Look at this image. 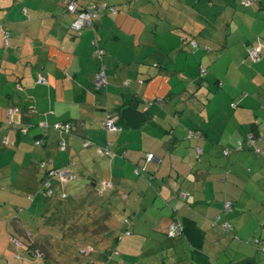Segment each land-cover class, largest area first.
Returning a JSON list of instances; mask_svg holds the SVG:
<instances>
[{"label": "crops", "instance_id": "0c3cea01", "mask_svg": "<svg viewBox=\"0 0 264 264\" xmlns=\"http://www.w3.org/2000/svg\"><path fill=\"white\" fill-rule=\"evenodd\" d=\"M98 1L117 10L102 11L93 27L77 34L72 29L75 16L63 0H0V25L10 32V44L4 47L0 29V237L12 247L10 264H56L64 260H59V250L74 254L75 247L61 243L65 236L67 242L79 238L82 227L73 218L61 217L59 227L51 230L52 222L45 219L49 209L64 212L69 207L46 200L42 187L44 168L68 166L70 161L84 187L106 179L115 184L112 196L102 203L100 218L106 223L94 234L109 247L108 238L132 217L137 236L132 232L119 246L125 258L132 247L143 251L151 246L174 264H219L226 239L234 234L240 242L254 238L264 243V54L252 72L241 70L248 67V50L258 44L263 48L264 0H250V5L243 0L79 3L85 7ZM95 41L105 50L102 62L109 80L100 90ZM237 48L241 52L235 53ZM220 62L225 69L216 72ZM244 76L251 91L242 88ZM126 106L145 112L146 121L135 128L118 120L116 131L103 129L108 113L120 114ZM45 122H70L73 128L69 134L44 132L39 125ZM190 130L204 136L191 138ZM250 136L255 143H248ZM37 139L44 143L37 144ZM86 140L95 144L84 147ZM96 145H110L114 154L101 156ZM199 146L202 153L196 157ZM225 148L234 157L224 166L219 155ZM152 153L155 160L147 162ZM141 165L154 176L151 181L136 175ZM181 191L190 192L189 197H181ZM224 200L234 203V233L215 226ZM27 208L38 216L22 219ZM175 215L187 229L172 239L167 232ZM40 218L47 220L42 231L37 227ZM107 222L119 227L113 230ZM24 232L33 239L47 238V247L53 249L46 254L48 260H36L24 246L13 247L14 237L27 242ZM158 240L164 244L156 245ZM179 244L189 254L176 250ZM252 254L243 261L251 264Z\"/></svg>", "mask_w": 264, "mask_h": 264}, {"label": "trees", "instance_id": "16d2710c", "mask_svg": "<svg viewBox=\"0 0 264 264\" xmlns=\"http://www.w3.org/2000/svg\"><path fill=\"white\" fill-rule=\"evenodd\" d=\"M102 3L103 4L106 3V6H105L104 9L101 10V12L104 11V10H107V9H109V10L112 9L113 10V8H115V11L117 10V8L114 5L109 4L107 1H98V3L87 4V6L92 5V4L98 5V4H102ZM63 4L65 5V9H67V12L69 14H72V15L75 16V18H74V20L72 22V25L75 22L78 13L87 9V6L80 7L79 0H78V7H77L78 10L75 11V13L71 12L68 9L67 0H63ZM23 11L28 16V11H26V9H24ZM101 12H100L99 16L101 15ZM0 29L2 31L4 47L9 46V44H10V32L6 28L4 29L2 25H0ZM83 31H82V33H83ZM77 34H79V33H77ZM6 38H7V42H6ZM98 44H99V46H101L100 43H98ZM248 57H249V50H248ZM102 60H103V58L100 60V62H101V64H104L102 62ZM101 64H100V66H101ZM204 69H205V72L201 73L203 76H205L206 73H207V70H206L205 67H204ZM105 72H106V68H105ZM106 78H107V75H106ZM108 82H109V80H108ZM127 84H129V82H127ZM107 85H108V83H107ZM217 85H218V87L221 86L220 82H218ZM103 87H105V86H103ZM97 90H100V89H97ZM234 105H235V103H234ZM109 114H111V113H108V115ZM107 116L103 120H105L107 118ZM121 121H125L122 118V116L119 119V125H120ZM65 123H67V122H65ZM102 127H103V125H102ZM103 129H105V128H103ZM71 131H72V129H71ZM189 133H190L189 137H191V138H195V137H198V136H200V137L204 136V134H202L201 132H197V131H194V130H190ZM43 134H44V132H43ZM250 137L247 139V141H248V143L251 144ZM254 139L256 140V138H254ZM261 139H263V137ZM255 140H254V142H255ZM37 141H41L42 142L40 145H42L44 143V141L42 139H37ZM91 143L92 144H90L89 146H92L93 144H95L92 141H91ZM240 144H241V142H240ZM89 146H84V147H89ZM98 147H101L103 149H105V148L109 149L110 150V154H106V153L105 154H100L99 151H98ZM199 147L203 148L201 146H199ZM199 147L196 148V157L198 155L197 154V150L199 149ZM96 149H97L99 155H101V156H105V155H109L110 156V155L114 154L113 150L110 148V145L109 146H104V147L96 145ZM225 151H228V152L225 153ZM224 153L225 154H229L230 150L228 148H225L224 149ZM199 159L200 158L198 157V160ZM70 163H72V162L70 161ZM70 163H69V165H70ZM43 164H45V166H43ZM43 164H42L43 167H47V165H48V163H44V162H43ZM74 164H75V162H74ZM71 165H73V164H71ZM143 166L144 165L136 167V169L134 170L136 175H140V176L143 175V174L147 175V177L151 181V179H153L154 176L148 170H144ZM58 167L59 168H63L65 166H63V167L62 166H58ZM58 167H47V168H44V169H46V171L44 173V178L42 179V187L44 189L46 200L49 199L50 202L54 203V204H56V203L60 204L61 203L62 205L60 207H62V206L65 207V208L69 207L68 208L69 210L63 212L62 210H60V211H56L55 210L54 211V210L49 209L50 210L49 214H47L46 215L47 217H45V219L48 218V219H50L49 221L52 222V223H49L50 224L49 228L52 230V229H55V227H59V226H57V225H59V220L58 219H61V217L62 218H69V219L73 218L75 220V224L77 223L76 227L77 228H80V226L82 227L81 228V232H82L81 235H82V237L86 236L84 238V241H86V240L89 241L92 236L95 237V238L91 239L93 244L90 243L91 245L85 246V248H80V251L78 252L79 254L86 256V254L87 255H93V254H95V253L97 254V252H99L98 254L103 256V259L105 258L106 261L114 260L115 256H118L119 258H115V261L118 262L119 264H123V261L126 258H125V255H124L123 252H122V254L124 255V257H121L122 256V254H121L122 248L119 249V246L123 243V241H126V238L128 239V236L132 235V231L130 230V227H131V225L133 223V218L132 217L130 218V216H129V217H126V219H124L122 221V225L125 224V226H124V228L120 227V230H117L116 234L115 235L113 234L114 236H112V238H108L111 241L110 242L111 244L109 245V247H106V246L103 247V245L105 244V239H103V237H99L98 235L95 236V234H94L95 233L94 229L97 230V228L102 223H106V221H102V219L100 218L101 210L103 209L102 203L107 202L109 197L112 196L111 194L114 191L115 184H113V182L111 180H107V179L106 180H98V181H96L94 183L93 182L90 183L89 184L90 187H87V188L84 187V190L79 192L77 194V197H74V196H72L73 194H70V192H68L66 187L78 179L77 175L72 172L75 175V177L73 179H71V181H69V182L62 181L60 176L51 177V176L48 175L50 169L58 168ZM47 182H49V184H47ZM103 182H108L109 184L107 186H105L103 184ZM59 186L62 187V190L60 191V193L57 194L56 189H58ZM183 192H185V191L179 192L181 197H183L182 196ZM186 193H187L186 197H183V198L189 197L190 192L189 193L186 192ZM84 201H86V203ZM84 205L86 207H88L87 211L88 210L89 211H88V214L82 216L83 214H82V212H79V210H80L79 208L80 207H84ZM233 205H234V203H233ZM233 208H234V206H232L231 210H228L226 212H230L231 213L233 211ZM220 216H221V218L219 217L220 219L217 218V219L214 220V222L216 223L215 226H217V225L220 226V228L223 231H225V232L226 231L233 232L234 231V226H232L229 217H228V219L227 218L224 219L222 215H220ZM45 221L47 222V220H45ZM225 222L229 223V227L225 228L223 226V224ZM107 224H108V222H107ZM171 225H175L177 227V229H178L175 234H169V231L167 232L168 237H170L172 239L178 238L180 235L185 233V231L187 229V228H185V225H184L183 221L180 220L179 216H176V215L173 217ZM108 226H112L111 229L113 228V230H115V229H117V227H119V223L118 222L111 223V224H108ZM16 230H18V231L20 230L18 228V226H17ZM23 235H25L24 240L27 241V242L25 244L21 242L22 246H24L26 248V251L28 250L30 252V254H32L36 260H39V258L48 260V258H50V257H48L50 255L46 256V254H52L50 248L47 247V244L45 243L46 242L45 240H47V238L42 239V237H41L42 240H40V237H38V239H33L31 237V235L28 234L27 232L26 233L24 232ZM14 239L19 240L18 237H14ZM96 239L98 241H95ZM95 242H97V245L95 244ZM257 243L259 244L260 240H258ZM163 244H164V241H162V240H158L156 242V245H163ZM146 248L151 249V246L150 247H146ZM263 250H264V248L261 250V252L264 255V251ZM32 255H31V257H32ZM128 257L130 258L132 256L129 255V256H127V258Z\"/></svg>", "mask_w": 264, "mask_h": 264}, {"label": "rangeland", "instance_id": "374dc122", "mask_svg": "<svg viewBox=\"0 0 264 264\" xmlns=\"http://www.w3.org/2000/svg\"><path fill=\"white\" fill-rule=\"evenodd\" d=\"M7 1L13 2V3L15 2V0H7ZM232 36L233 35H230L229 37L232 38ZM242 36H243V33H240V37H242ZM262 37L263 38L261 40L264 43V36H262ZM237 41H238V38L233 36V41L232 42L237 43ZM263 48H264V44H263ZM237 52L238 53L241 52V49L237 48V50H235V53H237ZM263 54H264V50H263ZM228 55L230 56L231 53L228 54ZM248 58H249L248 59L249 60L248 67H246L245 65H243L241 67V70L244 69L243 71L245 73L252 72L253 68H251V66H253L255 63H257L255 61L253 62V60H251L250 57H248ZM224 69L225 68L223 67V63H221V62L219 63V65L215 66V68H214V70L216 72L222 71ZM247 79H248V76H244L243 77L242 88L246 86V87H249L248 91H251L250 90L251 88H250V85H249L251 82H247L246 83L245 81ZM219 156H220L219 159H221L222 161L224 160V166L229 163L228 162L229 158L234 157L233 154L231 156H229V154L228 155L221 154ZM82 179H83V177L80 176L76 181H74L73 183H71L70 185H68L66 187L68 192H70V194H73L72 196L77 197V194L84 190V186H83V182L84 181H82ZM1 184L3 185L4 182L1 183ZM263 184H264V182H263ZM60 189H61L60 187L58 189H56L57 194L59 193ZM226 201H228V200L220 201V203L223 204L222 207H221L222 209H220V214L223 216L224 219L225 218L228 219V217H229L230 222H231V220H232L231 219V215H234V214H233V212H231V213L230 212H226L227 211V209L225 208ZM84 202L86 203V201H84ZM13 206H11V207H13ZM87 208L88 207H86L85 205H84V207H80L79 208L80 209L79 212H82V214H83L82 216L88 214L89 210L87 211ZM28 215H30L32 217L35 214L31 213L29 211V209L27 208L26 209V213L22 214L21 217H22V219H25V218L28 217ZM37 216L35 215L34 217H37ZM30 222H33V221L30 220ZM39 222L40 223H39V225L37 227H41V231H42L44 229V225L46 224L45 219L44 218H40ZM139 223L141 224L140 221H139ZM25 227L29 229V225L26 222H25ZM67 227H68V225L66 226V228ZM170 227H171V223H170V225L168 227L169 228V230H168L169 234H171V230H170L171 228ZM130 230L132 232L135 231L134 227L132 225H131ZM135 233H136V231H135ZM138 233H140V231H138ZM230 233H232V232H230ZM233 233H234V231H233ZM133 234H134V232H133ZM255 234L257 236L260 235V233H258V232L255 233ZM98 236L100 237V235H98ZM134 236H137V235L134 234ZM145 236L149 237L150 235H146L145 234ZM67 237L65 236V239H64L65 242L62 241L61 245L64 244L66 246H70L71 249L75 247L74 254H67L65 252V250H62V251L59 250V254H60L59 255V257H60L59 260H62V257L64 258V260L62 262L56 263V264H116L115 258H119L118 256H115L114 260L106 261V259L105 258L103 259V257L100 254H98V253L97 254L95 253L93 255H87L86 254V256L85 255H81V254L78 253L80 251V248H85V246L91 245L90 244V243H92L91 239L94 238V237L92 236L89 241L88 240L84 241V238L86 236L82 237V235H80L79 238H75L71 242H67ZM128 237H131V236H128ZM226 237H229V234H226ZM234 237L235 238H230L228 240L226 239L227 243H226V246L224 247V249H225L224 253L225 254L220 256V258L218 259L219 264H227L228 260L231 261L230 263H234V264H236V263L233 262V261H239V260H241V261L239 263H237V264H247V261H243V258H244V256L246 254L250 255L252 253H253L252 254V258L249 259L250 263L252 262L251 264H264V255L261 252V250L263 249L262 245L264 244L262 241H261V245H260V243L259 244L257 243L258 239L251 238L250 241L244 240L243 242H240L241 241L240 235L237 236V235L234 234ZM95 241H98V240L96 239ZM12 244H13V247H15L17 249L19 247H21V245H19L16 242V239L12 240ZM95 244L97 245V242H95ZM109 244H111V243H109ZM175 248H176V250L181 251L182 254L185 253L184 255L189 254V252L185 250L186 247H185L184 244H179V246H175ZM175 248H172V249H175ZM50 250H53V249L50 248ZM142 252H144V253H142ZM169 252H171V251L169 250ZM130 253H131L132 257H130V258L126 257V259H124V261H123V264H125L126 262H128V264H157V263L163 264V262H166V264H174V263L171 262L172 258L169 255L165 256V254L163 252H161V251H157L156 252V250H150L149 248H145L143 251H141V249H137L135 247H132ZM11 255H12V247H11V245L8 247L7 243L5 241V237L1 236L0 237V264H10ZM8 256H10V257H8ZM193 256H194V254H193ZM19 258H20V256H19ZM23 258L26 260V261L24 260L25 262L28 261V259H26L24 256H23ZM151 258L155 259L157 261H154ZM195 259L198 261L197 257ZM190 261H192V260H190ZM214 263L215 262H213L211 264H214ZM13 264H15V263H13ZM176 264H187V263H185L184 261L183 262L180 261V262H178ZM215 264H218V263H215Z\"/></svg>", "mask_w": 264, "mask_h": 264}, {"label": "built area", "instance_id": "2783aa9c", "mask_svg": "<svg viewBox=\"0 0 264 264\" xmlns=\"http://www.w3.org/2000/svg\"><path fill=\"white\" fill-rule=\"evenodd\" d=\"M244 4L246 5H250L251 4V1L250 0H243ZM67 6H68V9L75 13V11H77V7H78V0H67ZM106 6V3H102V4H92V5H89L87 6V9L86 10H83L81 12L78 13L77 17H76V20L75 22L73 23L72 25V28L75 32L81 34L82 31L89 26L93 27V23H94V18H97L101 12L102 9H104ZM113 11H115V8H113ZM6 42H7V38H6ZM94 46H95V49H94V54L97 56V58H99L100 60L103 58V54L105 52L104 48L99 46V44L95 41L94 42ZM263 48L261 47V45H254L253 47H251L249 49V57L251 60H253V62H257V61H260V59L262 58L263 56ZM105 68L106 66L104 64H101L100 66V69L96 75V88L97 89H100L102 88L103 86H106L107 83H108V79L106 78V72H105ZM202 72H205V69L203 68L202 69ZM41 82L44 81V78L40 77V80ZM120 119V114H114V113H111L107 116V118L105 120H103L102 122V125H103V128H105L108 132H113V131H116L118 129V125L116 124L117 121ZM40 127L43 128L44 132H48L49 130L53 129L55 131H60L61 133H66V134H69L71 132V123L68 122V123H61V122H58L54 125H50L49 123L45 122V123H40ZM254 137L251 136L250 137V142L252 143H255L254 142ZM6 142H9L8 139H5ZM38 144H41L42 142L41 141H37ZM91 143L90 140H86L85 143H84V146H89ZM60 147L61 149H66V143L64 141H61L60 143ZM258 149V148H257ZM98 151L100 154H110V150L105 148H101V147H98ZM198 152V150H197ZM228 151H225V153H227ZM199 154V152H198ZM146 159L148 161H151L152 160H155V155L153 154H150V155H147ZM74 164V162L72 163ZM43 166H45V164H43ZM143 169L144 170H147L145 166H143ZM149 171V170H148ZM138 172V171H137ZM49 176L51 177H58L60 176L61 180L62 181H65V182H69L71 181V179H73L75 177V175L72 173V170L70 168V165L68 166H65L63 168H53V169H50L49 171ZM47 184H49V182H47ZM103 184L105 186H107L109 183L108 182H103ZM187 193L186 192H183L182 193V196L183 197H186ZM232 206H233V203L230 202V201H226V206L225 208L228 210H231L232 209ZM223 226L226 228V227H229V223L225 222L223 224ZM171 229V234H175L176 231L178 230L177 227L175 225H171L170 227ZM16 242L18 244H20V242L18 240H16ZM264 248V247H263ZM264 251V250H263Z\"/></svg>", "mask_w": 264, "mask_h": 264}, {"label": "water", "instance_id": "95a60500", "mask_svg": "<svg viewBox=\"0 0 264 264\" xmlns=\"http://www.w3.org/2000/svg\"><path fill=\"white\" fill-rule=\"evenodd\" d=\"M122 118L135 128H139L147 119V114L133 106H126L120 110Z\"/></svg>", "mask_w": 264, "mask_h": 264}, {"label": "bare ground", "instance_id": "6f19581e", "mask_svg": "<svg viewBox=\"0 0 264 264\" xmlns=\"http://www.w3.org/2000/svg\"><path fill=\"white\" fill-rule=\"evenodd\" d=\"M258 45H259V44H258ZM253 46H254V45H253ZM260 60H261V59H260ZM116 124H117V123H116ZM198 152H199V154H201V153H202V150H201V148H199V149H198ZM198 152H197V154H198ZM152 154H153V153H152ZM199 154H198V155H199ZM148 155H150V154H148ZM153 155H154V154H153ZM146 157H147V156H146ZM146 161H147V162H151V161H148L147 159H146ZM145 167H146V166H145Z\"/></svg>", "mask_w": 264, "mask_h": 264}, {"label": "clouds", "instance_id": "9594fccd", "mask_svg": "<svg viewBox=\"0 0 264 264\" xmlns=\"http://www.w3.org/2000/svg\"><path fill=\"white\" fill-rule=\"evenodd\" d=\"M127 82H129V81H127ZM120 117H121V113H120ZM38 144V143H37ZM40 145V144H39ZM17 240V239H16ZM19 241V240H18ZM20 242V244L19 245H21L22 246V243H21V241H19Z\"/></svg>", "mask_w": 264, "mask_h": 264}]
</instances>
